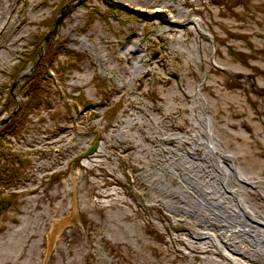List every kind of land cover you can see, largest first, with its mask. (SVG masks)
<instances>
[{"label":"rangeland","instance_id":"rangeland-1","mask_svg":"<svg viewBox=\"0 0 264 264\" xmlns=\"http://www.w3.org/2000/svg\"><path fill=\"white\" fill-rule=\"evenodd\" d=\"M10 170L0 264H264V0H0Z\"/></svg>","mask_w":264,"mask_h":264},{"label":"trees","instance_id":"trees-1","mask_svg":"<svg viewBox=\"0 0 264 264\" xmlns=\"http://www.w3.org/2000/svg\"><path fill=\"white\" fill-rule=\"evenodd\" d=\"M58 52H62L63 54H67V52H64V51H57V53H54L52 56L51 55L50 56L46 55L45 58L42 60L43 63H39L38 65H53L54 61H55L54 59H56V57L58 56ZM28 79H29V77L27 78V81H28ZM33 86H34V84H33ZM36 86H37V84H36ZM35 96H36V94L34 93L33 95H29L28 97H26V101L23 102V104L21 106L23 113H22L21 116H17L16 118L19 119L21 117V120H22L24 114L26 115L31 107L37 106L39 104V99L37 97H35ZM18 119H16V120H18ZM14 121H15V119H14ZM19 124H22V123L21 122L12 123V124L8 125L7 127H5L6 129H4V130L9 131L10 127H15L16 125H19ZM7 131H5L4 133H6ZM10 171H9V174L8 175H4V177L0 173V181L3 180L2 182H10L12 180L11 177H13V175L15 174V171H12V170H10ZM4 199H6V198H3V197L0 198V213L4 210V208H3V205L5 203L3 201Z\"/></svg>","mask_w":264,"mask_h":264},{"label":"water","instance_id":"water-1","mask_svg":"<svg viewBox=\"0 0 264 264\" xmlns=\"http://www.w3.org/2000/svg\"><path fill=\"white\" fill-rule=\"evenodd\" d=\"M63 16H64V15H62L61 17H59V18L57 19V21H56V23H55V26H57V25L59 24V22L62 20ZM54 33H55V29H54L53 31H51L50 33H48V35L45 37V43H47L48 38H49L50 36H52ZM97 143H98V141H95V142L89 147V149L83 153V157H86L87 155H90V154L94 153V151H95V149H96V147H97Z\"/></svg>","mask_w":264,"mask_h":264}]
</instances>
